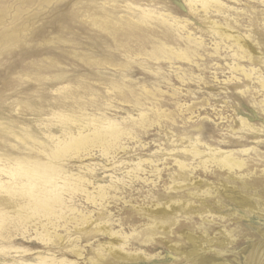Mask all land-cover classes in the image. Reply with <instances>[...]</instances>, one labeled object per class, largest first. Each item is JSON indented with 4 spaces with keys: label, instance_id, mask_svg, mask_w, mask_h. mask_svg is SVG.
<instances>
[{
    "label": "rangeland",
    "instance_id": "1",
    "mask_svg": "<svg viewBox=\"0 0 264 264\" xmlns=\"http://www.w3.org/2000/svg\"><path fill=\"white\" fill-rule=\"evenodd\" d=\"M225 2L230 5L226 14H205L193 12L187 0H0V152L26 155L33 142L20 138L28 134L51 145L46 137L49 133L61 136L69 127L77 132L74 119L87 115L116 119L121 127L129 128L121 141L126 149H112L106 156L97 148L94 158L83 161L96 166L103 184H110L111 174L123 176L118 182L123 193L118 190V198L104 210L80 197L76 204L84 212L112 214L115 230L128 232L129 251H137L136 256H116L109 248L115 241L111 226L94 223L81 233L88 239L80 244L86 246L80 264L218 263V241L224 228L235 230L233 196L243 185L224 169L211 167L209 171L200 163L210 158L211 148L220 146L224 150L249 149L242 157L253 163L254 169L264 168L257 151H252L264 152V147L256 145L264 141L263 91L257 93L253 88L259 87L257 81L242 76L232 80L231 68L237 62L248 65L249 59L258 60L256 68L264 76V2ZM143 10H152V14L141 15ZM142 16L146 22L137 24ZM103 20L109 22L108 27L99 25ZM164 20L187 22L170 27ZM220 28L244 36L241 43L250 47L245 59L233 56L237 43L233 38L222 42L217 32ZM188 34L203 43L195 46ZM163 43L177 49L188 46L195 54L194 61L155 59L150 53ZM250 89L251 94L242 93ZM58 112L73 120L66 122ZM242 117L263 130H244ZM195 139H200L199 148L208 155L203 159L194 157ZM178 159L195 170L188 167L181 171ZM63 163L75 173L87 174L75 158ZM157 198L161 206H152ZM211 215L215 219L206 218ZM149 216L154 221L147 225ZM119 220H123L122 228ZM243 221L244 229L252 227L247 218ZM253 225L256 229L260 222ZM13 239L12 245L36 253L47 254L49 249L34 234L29 239ZM75 243L61 249L73 260H77L72 252ZM3 245L10 244L0 240ZM234 251H228L231 259ZM5 252L0 250V264H13L14 258L34 262L37 257L36 253L21 258V254L8 256Z\"/></svg>",
    "mask_w": 264,
    "mask_h": 264
},
{
    "label": "bare ground",
    "instance_id": "2",
    "mask_svg": "<svg viewBox=\"0 0 264 264\" xmlns=\"http://www.w3.org/2000/svg\"><path fill=\"white\" fill-rule=\"evenodd\" d=\"M235 1L238 2L240 0ZM187 2L193 12L202 11L205 14H224L228 8L230 9V5L228 6L225 0H187ZM262 2H264V0H262ZM136 7L139 8V5ZM143 13L144 14L141 15L152 14L147 13L145 10H143ZM168 13L169 12H167V14ZM156 16L159 17V15ZM146 19H144L142 16V18L137 21V24L146 22ZM156 19L158 20L159 18ZM164 22L170 27H181L184 26L187 20H179L175 21L174 23H169V21L164 20L163 23ZM218 24L219 23H217V25ZM99 25L108 27L109 22H107V20H103ZM227 28L230 29L232 27L227 26ZM223 30L221 31V28L217 29L218 34L221 36V41L222 39L233 38L234 44L237 43V49L236 52H233V56L236 55L245 59L248 56V50L250 47L246 46L244 43H241V41L244 40V36L229 34L227 29L225 31ZM167 32H169V30H167ZM248 36H250V34H248ZM187 38L189 39L190 43L194 42L195 46L197 44L203 43L200 38H194V36L192 37L190 34H188ZM218 45L219 43L217 46H215V48L217 47L218 49ZM190 49L191 48L188 46L186 48L177 49L176 47L163 43L161 45H157L150 54L155 59L165 57L171 61L173 59H182L192 62L194 61L195 54H193ZM238 50H240L242 53H239ZM193 51L197 54L196 50ZM200 55L201 54H199V57ZM248 61L249 67L248 65H242L239 62L234 63L231 66L233 71L232 80H241L246 78L251 81H257L259 87L255 88L254 86L253 88L256 89L257 93L263 91L262 95L264 96V76L262 75L261 70L256 68L257 64L260 62L258 60L253 61L251 59ZM263 61L264 60H262V62ZM241 76L243 78H241ZM248 92L251 94V89L242 91V93L246 94ZM254 94L256 93L254 92ZM260 103L263 105L264 99L260 101ZM60 114L63 118H65V120H73L72 117L67 114L59 113V115ZM53 115H55V113ZM60 116L58 118H61ZM85 117L86 118L80 117L81 119H74V122L77 123V132L73 131L72 128L69 127L68 129H62L63 134L61 136H56L52 133H49L48 135L46 134V137L49 138V142L52 143L51 145L45 143V140L41 141L34 138L31 134H26L27 137L25 139L20 138V136L16 137H19L23 141L28 139L32 140L33 144L27 147L26 155L19 156L12 153H2L4 151L0 152V240L10 244L8 246H0V250L2 252L6 251L5 254H8V256L14 252L16 254H21V258L27 257L28 255L31 257L36 252H33V250L29 248L16 247L15 245H12V242H14L15 239L13 238L15 237L22 236L23 238L29 239V237L31 238L33 234L37 240L41 241L46 245L47 248H49L47 254L36 253L37 257L34 262L27 259L17 260V258H14L13 264H80L81 262L79 263L78 260L85 258L84 253L86 249V246H81L80 244L88 239L81 233L85 227L94 223H96V226H100L103 223L106 226H111L109 227V229H111L110 235L114 237L115 241L109 246V248L110 251L116 256L122 258L126 257L128 254H131L133 257L136 256L134 254H136L137 251H129L130 247L128 245L130 244V235L127 234L128 232L126 233V231L124 232L122 229L115 230V222H113L115 219H113L112 214L106 213L104 211H99L98 213L95 211L94 214V211L84 212L76 204V198L80 197L89 204L93 205L95 208L104 210L105 208H109L112 199L118 198L116 195L120 194V192H118L120 188L118 187V182H122L121 179L123 176L120 179L118 177H114L113 174H111L110 184H103L97 178V174L95 172L96 166L92 165L93 163L84 164L85 162L83 163V161L90 157L94 158V152L97 148H100L98 150L101 152L103 151L106 156L111 153L112 149H115V151L119 148L120 150L121 148L126 149L122 145L121 141L122 137L127 134V131L129 130V128L121 127L119 121L116 119L112 120L108 117H100L95 119L88 115ZM243 117L241 118V121L244 130L247 129L250 131L254 129L259 133L263 130V127L260 126L259 128H256L255 125L249 123ZM58 118L57 120H59ZM48 126H50V123ZM4 127L7 126L4 125ZM55 127L57 128V125H55ZM58 129L59 127L57 130ZM13 135L15 136V133ZM194 141H196V139ZM200 142V139L197 140L196 143L194 142L195 144L192 143L194 144V147H191H193L192 151L194 157H200L203 159V157L208 155H203L204 151L199 148ZM210 145L211 144H209V146ZM256 145L258 147H264V141H258ZM252 149V151H257L256 155L261 158L260 161L264 164V152L261 153L256 148ZM249 151V149L241 151L224 150L219 146V148H211L209 154L210 158H204L202 161L200 160V164L204 169L209 171L211 167H217L221 170L224 169L226 172L232 174V176H236L238 181H240V183L243 185L237 188V191L233 196L235 199V230L232 231L227 228L222 230L221 237L219 238L220 240L218 241L220 253L217 257L218 263L216 264H264V168L261 170L260 168L258 169V167L254 169L255 167L253 168V163H249L247 159L242 157V155L244 156V154L249 153ZM33 152H35L34 156L32 155ZM207 152L209 151L207 150ZM66 158H75L76 160L82 162L79 165V168L80 170L87 172L88 177L86 176L87 174L82 175L83 173H75L67 169L69 167L66 168V165L63 163ZM137 160L138 162L140 161L139 159ZM131 161L133 163V160ZM141 161L138 164L139 166L142 163ZM143 161L146 163L147 160ZM176 163L179 168H181V171L188 167H191L192 169L196 168L179 159L176 161ZM196 166L199 167L198 165ZM131 171L133 170L130 169L129 173H132ZM135 178H139L138 174L135 176ZM123 183L125 182L123 181ZM91 188H93V190H91ZM112 189L114 190L113 193L115 195H112ZM119 191H121V189ZM121 192L123 193V191ZM152 206H161V202L158 200V198L153 199ZM224 217L221 216V218ZM149 218V221L151 222H149L147 225L153 224L154 221L153 216H149ZM206 218L215 219V217L212 215L207 216ZM245 218L249 220L250 225L252 226L251 228L244 229L242 227V225H244L243 220ZM254 221L260 222L259 227L256 229L253 228ZM122 225H124L123 220L121 222L119 220V227L122 228ZM61 229H63L65 233H62ZM69 242H76L75 248L72 250V252H74L77 260L69 259L67 256L69 255L68 251L61 250L65 248V245ZM231 248L235 249L234 258L232 259L228 254V251ZM240 248L242 249L238 250ZM91 264H97V262Z\"/></svg>",
    "mask_w": 264,
    "mask_h": 264
}]
</instances>
